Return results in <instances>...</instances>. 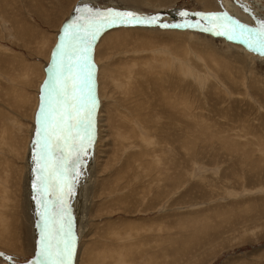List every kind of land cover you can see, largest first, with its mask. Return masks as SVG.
Masks as SVG:
<instances>
[{"label": "rangeland", "instance_id": "rangeland-1", "mask_svg": "<svg viewBox=\"0 0 264 264\" xmlns=\"http://www.w3.org/2000/svg\"><path fill=\"white\" fill-rule=\"evenodd\" d=\"M121 1L129 5V0ZM158 1L155 4L161 5L159 9L142 6L138 9V12H154L153 15L159 16L155 24L111 26L92 41L91 64L96 86L93 92L99 101L94 121L96 119L100 126L93 134L92 140L96 137L97 143L96 140L91 143L88 158H92L94 151L99 157L97 180L98 184L100 181L103 184L102 187L95 184V187L97 185L100 197L91 198L87 212L89 201L82 202L79 194L88 177L85 174L88 150L86 154H77L73 149L70 159L76 164L70 166L65 177L72 191L69 193L66 188L62 195L56 190L42 192L41 198L40 180L33 189L38 201L42 200L40 210L38 203L37 213L33 211L35 230H38L39 220L45 218L43 202L46 201L50 215L63 213L65 228L70 222L75 240L72 256L75 264H81L82 257L84 264H97L101 260L115 264H264V55L249 49L240 40L216 35L217 28L212 24L179 28L160 26L178 24L176 16L183 8L191 12L226 14L248 28L258 29L264 22V0ZM107 3V0H0V72L4 73L0 78V125H10L14 149L16 146L18 150L14 154V177L9 176L6 191L3 186L1 189L10 198L14 196V215L18 214V218L22 216L21 177L24 178L29 147H35L34 160L38 168L40 152L36 143L31 142L30 129L33 127L34 134L37 122L33 123V117L40 98L39 90L45 96L52 78L48 69L43 70L44 66L49 59H54L64 22L84 24L89 13L77 9L106 12L110 9ZM130 6L131 3L128 9L137 11L135 5ZM140 30L153 33L149 37L137 36ZM125 38L129 39V45L122 41ZM202 39L214 41L224 54L235 51L243 55L254 68L245 67L248 64L245 60L237 62L232 53L228 54L231 57H220V61L215 62L212 49L203 44ZM99 52L102 55L97 57ZM134 52L141 61L128 65L130 76L127 77L131 80L127 91L140 84L144 92H138L139 96L129 93L128 97L122 87L115 92L113 86L121 75L120 69L114 70L111 79L107 76L109 68L123 57L122 53L133 56ZM51 62L49 70L54 73L55 60ZM223 62L229 70L220 66ZM8 73H14L11 102L2 98L10 86ZM157 77L167 78L170 86L165 83L164 91L176 89L178 92L174 93L183 98L153 100L157 90L152 84ZM22 89L24 95L19 94ZM118 100L126 108L136 109L125 117L126 122L117 117L114 109ZM4 102L12 106L14 114L5 108ZM131 103L135 105L133 108L128 107ZM125 107L121 111H126ZM7 113L14 117V123L8 121ZM117 120L122 127H118ZM102 121L112 123L107 132H103ZM136 122L141 125L138 130L143 131L133 128ZM8 136L10 139L5 141ZM11 136L3 133L0 144L11 143ZM164 140L171 141V145H165ZM156 142L161 143L160 149H155ZM84 143L87 144L86 139ZM59 155L57 153L55 158ZM38 173L40 176V170ZM133 191L129 200L117 202L119 195L127 196ZM60 195H65L66 207L58 202ZM109 203L114 204L110 207ZM75 223L77 235L73 234ZM17 224L18 221L14 224V232ZM5 229L3 226L0 232ZM83 229L78 242L79 231ZM20 230L19 225L14 242L0 238V253L3 254H0V264H36L38 261L35 255L26 254L27 242ZM44 231V226L40 225V238ZM137 235L140 242L134 238ZM92 241H98V247L93 253L84 254ZM102 244L107 246L106 251Z\"/></svg>", "mask_w": 264, "mask_h": 264}, {"label": "snow or ice", "instance_id": "snow-or-ice-1", "mask_svg": "<svg viewBox=\"0 0 264 264\" xmlns=\"http://www.w3.org/2000/svg\"><path fill=\"white\" fill-rule=\"evenodd\" d=\"M247 11V9H245ZM89 16L84 24L73 22L64 29L60 44L54 53V74L46 86V95L42 96L37 116L36 146L40 155L37 167L41 175L42 190L45 193L56 190L61 194L71 191L65 179L70 166L76 161L70 159L71 152L64 156L65 149L72 148L77 154L85 152L91 145L94 129V112L97 106L93 94V66L89 60V51L99 33L114 25L155 24L157 17H142L132 12L108 10L95 12L91 9H77ZM181 16L187 13L181 12ZM202 19L213 23L218 30L216 35L226 36L228 40H240L249 49L264 55V22L258 29L246 27L226 14L206 16ZM164 28L193 27L191 24H161ZM209 29H205L208 31ZM85 139L87 144L84 143ZM79 141L76 144L75 141ZM61 153L60 160L55 153ZM78 174V173H77ZM61 203V197L57 198ZM44 203V235L41 241V260L36 264H71L74 252V237L70 222L65 228L62 213L49 214L47 202Z\"/></svg>", "mask_w": 264, "mask_h": 264}, {"label": "bare ground", "instance_id": "bare-ground-1", "mask_svg": "<svg viewBox=\"0 0 264 264\" xmlns=\"http://www.w3.org/2000/svg\"><path fill=\"white\" fill-rule=\"evenodd\" d=\"M108 1V3H107V6L108 7H110V9H113V7H116V8H118V7H120V8H122L123 7V9H125V8H128L129 7V5H130V3H131V6L130 7H134L133 5H135L136 7H134V8H137V11H138V9H142L140 6H142V7H145V8H151L152 10H155V9H159L160 7H161V5H156L155 3L158 1V0H129L128 2H127V4H129V5H126V4H122V2L123 1H121L120 2V0H107ZM171 1V0H170ZM177 1V0H176ZM203 1V0H202ZM163 2H169V1H167V0H160V2L158 1V3H163ZM209 2H210V0H209ZM166 3H165V5H166ZM175 3V2H174ZM173 3V4H174ZM83 4V3H82ZM80 5V6H82V7H84L83 5ZM133 4V5H132ZM119 5V6H118ZM121 5V6H120ZM170 5V4H169ZM209 5V4H208ZM79 6V5H78ZM162 6H163V4H162ZM207 7H209V6H207ZM211 8V7H210ZM107 9H109V8H107ZM109 9V10H110ZM136 10V9H135ZM141 12V11H140ZM176 16V15H175ZM153 32H148V31H142V30H140V31H138L137 32V36L138 35H140V36H145V37H149L150 36V34H152ZM174 33V32H173ZM167 35V34H166ZM180 35V34H179ZM139 36V37H140ZM192 40H193V37H190ZM143 40L144 38H140L139 40ZM123 42H127V44L129 45L130 44V41H129V39L128 38H125V39H123L122 40ZM146 42V41H145ZM181 42V41H180ZM180 42H178V43H180ZM200 42H201V40H200ZM202 43L203 44H205L207 47H210L211 49H212V59H215V62H219L220 61V59L222 58V57H231L232 55H228L229 53H232L233 54V57H235L236 58V61L237 62H240V61H242L241 63H243V61L245 60V62H248V64L246 65H244L245 67H252V68H254V66H253V63L252 62H250L246 57H244L243 55H241V54H239V53H237V52H235V51H226L225 52V54L223 53V52H221L220 51V49L219 48H216V45L214 44V41H212V40H210V39H202ZM147 44H150V43H147ZM152 44V43H151ZM181 44H183L182 42H181ZM118 45V44H117ZM221 45V44H220ZM220 45L218 46V47H220ZM93 46V45H92ZM121 46H123V45H121ZM191 46V45H190ZM116 47H119V46H116ZM128 46H126V48H127ZM222 48H223V46H222ZM190 49V48H189ZM55 51V50H54ZM56 52V51H55ZM131 53V52H130ZM200 53H202V51L200 52ZM204 54H205V52H203ZM99 55L97 56V57H100L101 55H102V52H99L98 53ZM132 54V53H131ZM134 54L135 55H133V56H128V55H125V54H123L122 53V55H123V57H120V58H118V60L115 62V61H111V62H115V64H113L110 68H109V70H110V73L108 74V78L109 79H111V76H114L113 74H114V70L116 69V68H119L120 69V74L121 75H119L118 77V79H116V81H118V82H116V83H111V84H113V86H114V88H115V92L116 91H118L121 87L124 89V94H126V96H128L129 97V93L130 94H135L136 96L138 95L139 96V93L138 92H144V88H143V90L141 89L142 88V86L139 84V85H136L135 86V88H132L129 92L127 91V88L130 86V80H131V77H127V76H130V74H129V71H128V65L129 64H132V63H134L135 61H141V57H138L137 56V52H134ZM130 55V54H129ZM116 57V56H115ZM221 57V58H220ZM1 59V58H0ZM52 60H54L53 59V57L51 58ZM51 59H49V62H50V65H49V62L47 61V63H46V65L44 66V71L46 70V69H48V75L50 76V77H52L53 76V70H49V69H51ZM93 58H92V54H91V52L89 51V60H90V62L92 63V60ZM234 59V58H233ZM228 60H229V58H228ZM227 60V58L225 59V61L226 62H229ZM0 62H2L1 60H0ZM103 62V61H102ZM106 62V61H105ZM232 62H234V61H232ZM104 64V63H103ZM14 65H16V64H14ZM109 65V64H108ZM219 65V64H218ZM242 65V64H241ZM110 66V65H109ZM220 66L221 67H223V68H226L227 70H229L230 68L228 67V66H226L225 64H224V62H223V64H220ZM104 67V66H103ZM126 67V68H125ZM5 69H7L6 67H4ZM3 68V69H4ZM27 68V67H26ZM124 69H125V71H124ZM251 69V68H250ZM256 69H258V68H256ZM42 70V71H43ZM124 71V73H123V76H122V72ZM104 72L105 71H103V74H104ZM7 73V72H6ZM189 75H191V73H189ZM8 76L10 77V80H9V78H7L8 79V81L10 82V86H8L6 89V92H4L3 93V95H2V98H3V101L5 100L6 102L7 101H12V96L14 95V73H13V75L12 74H9L8 73ZM201 76V75H200ZM1 77H4V73H1L0 72V78ZM26 77V76H25ZM199 78H201V77H199ZM128 81H127V80ZM126 80V81H125ZM156 80V79H155ZM114 82V81H113ZM120 82V83H119ZM165 83H167L168 84V81H167V78H162V79H159L158 77H157V80L152 84L153 85V87L155 88V90H157V91H154V94H153V100H155V101H157V98L158 99H160V100H164V99H173V101H176V98L177 97H179V98H183V97H180L177 93H174V91L175 92H178V91H176V89L174 90V88H173V90L174 91H172V90H170V91H164V89H163V85H166ZM186 83H188V82H186ZM105 84V83H104ZM120 85V86H119ZM169 85V84H168ZM167 85V86H168ZM173 85H175V84H173ZM173 85H172V87H173ZM179 85V84H178ZM170 86V85H169ZM41 87H42V85H41ZM178 86L176 85V88H177ZM16 88H17V86H16ZM20 88V87H19ZM104 88H107V86H105ZM165 88V87H164ZM102 89V88H101ZM100 89V90H101ZM172 89V88H171ZM184 89V88H183ZM43 90V89H42ZM96 90V86L95 85H93V91H95ZM106 89H104V91H105ZM178 90V89H177ZM46 91V90H45ZM131 91H134V92H131ZM103 92V91H102ZM101 92V93H102ZM142 92V93H143ZM161 92V93H160ZM114 93V92H113ZM20 95H24V89H22V93H19ZM43 94V93H42ZM42 94H41V90H39V96H40V98H42ZM93 94H94V96H95V98H96V93H94L93 92ZM123 94V95H124ZM146 95V94H145ZM31 97V96H30ZM100 97H101V95H100ZM40 98H39V102H38V105H37V108H35L36 110V112H35V114H34V117H33V123H35L36 124V122H37V116H38V113H39V109H40V104H41V100H40ZM130 98H132V97H130ZM15 99V98H14ZM125 100H126V98H125ZM132 100V99H131ZM127 101V100H126ZM125 101V102H126ZM130 101V100H129ZM128 101V102H129ZM96 102H97V106L96 107H98V104H99V101H98V99L96 98ZM118 103H121L119 100L117 101ZM116 102V104H114L115 106H114V109H115V111L117 112L116 114H117V117L119 118V119H124L123 121L124 122H126L125 121V117L126 116H128V115H130L131 114V112L132 111H136V109L134 110V108L132 107V106H135V105H133L132 103H131V105H129L128 107H132L133 109L131 110V109H129V108H126L124 105H123V102L121 103V104H118ZM127 102V103H128ZM167 103L169 102V101H166ZM5 103V102H4ZM6 104V103H5ZM7 105V104H6ZM161 104H159V106H160ZM36 107V106H35ZM123 107H125V110L126 111H121L122 109H123ZM5 108H7L9 111H10V113H11V115L12 114H14V110H13V108H12V106L10 105V104H8ZM22 111V110H21ZM10 113L6 116V117H8V121H13V123H14V117H10ZM31 113V112H30ZM29 114V113H28ZM162 114H164V112H162ZM27 115V114H26ZM14 116V115H13ZM21 117V116H20ZM97 117V116H96ZM131 117V116H130ZM3 120H5L4 119V113H3V118H2ZM140 120H141V118H140ZM1 122H3V121H1ZM21 122V121H20ZM23 122V121H22ZM24 123V122H23ZM99 122H97L96 121V119H95V121H94V129H93V134L95 135V132L97 131V128H98V130H99V124H98ZM101 123H103V124H101L102 125V127L103 128H105L104 130H103V132H107L108 131V129H110V126H111V122H105V121H102ZM116 123H118L119 125H118V127H122L121 126V124L119 123V120H117V122ZM124 124V123H123ZM16 125V124H15ZM33 126V125H32ZM8 127V128H7ZM37 127H38V125H37ZM37 127L35 128V131H34V134H33V127L31 128V126H30V138H31V142H34V143H36V140H37V136H36V130H37ZM133 128H136L137 130L138 129H141V125H140V123H138V122H136L134 125H133ZM132 128V129H133ZM9 129H10V125H8V124H3V125H0V136L3 134V133H5V134H9L10 136H11V134H10V131H9ZM12 130H14V129H12ZM139 132H141V131H143V130H138ZM178 131V130H177ZM12 132V131H11ZM97 133V132H96ZM109 133V132H108ZM98 134H99V132H98ZM191 134V133H190ZM177 135V134H176ZM29 138V137H28ZM187 138V137H186ZM10 138H9V136H8V138L5 140V141H8ZM102 139V138H101ZM170 140H171V138H169ZM184 139V138H183ZM20 140H21V138H20ZM30 140V139H29ZM96 140V137L94 138V140H92V144H93V142ZM109 141H111V140H109ZM105 142V141H104ZM165 142V145H168V146H170L171 145V141H163V143ZM1 143H2V141H1ZM18 143V142H17ZM96 143H97V140H96ZM30 144V143H29ZM160 144L161 143H157L156 142V148L155 149H160L161 147H160ZM95 145V144H94ZM92 146V145H91ZM27 147H28V145H27ZM95 147V146H94ZM33 148H34V150H33ZM89 148H90V146L89 147H87L86 148V150H88L87 151V154H86V152H85V154H86V161H85V163L87 164V167L85 166V171H86V173L85 174H87L88 175V177L86 176V178H85V184H84V186H83V190H82V192L79 194V196L80 197H82V202H83V200H87V201H89L88 202V207H87V212L89 211V204H90V201H91V198L93 197V200L94 199H97L98 197H100V194L97 192V185H98V187H102V184H103V181H102V183H100L99 182V184H98V180H97V177L99 178V173L97 172V170H98V168H99V166H98V160H99V157H98V154H95V151H94V154H92V158L89 160V158H88V153H89V151H91V150H89ZM185 148V147H184ZM20 149V148H19ZM28 150V152L26 153L27 155H25L26 156V159H25V164L27 165V166H25V171H24V178H22L21 177V180L23 179V202H22V200H21V203H22V210L20 211L19 209V211H20V214L22 215L20 218H18V214H16V215H14V196H13V198H10L9 197V194L8 193H6V194H3L4 192H3V190H5L6 191V189H7V187L5 186L6 184H7V181L9 180V176L11 177V178H13L14 177V154L18 151L17 150V148H16V146H15V149H14V137H12L11 136V143H9V144H0V228H2L3 226H6V229L1 233L0 232V238H4V239H10V240H13V242H14V237L16 236V234H15V232L16 233H19V225H20V228H21V230H20V233L22 234V237H23V240L24 241H26L27 242V244H26V248H24V244H23V248H24V250H26V254H28V255H30V256H36L37 257V259L38 260H41V257H40V255H39V253H40V250H41V241H42V238H40L41 236V234H40V225L41 226H44V219H41V220H39V223L35 220V222H37L38 223V230L36 231L35 230V226L36 225H34V212L33 211H35L36 210V205L38 204V203H40V204H38V205H40L39 206V208H38V211L40 210V207H41V204H42V200L40 199L39 201H38V196L37 197H35L36 196V194L34 195V193L35 192H33V189H34V187L36 186V185H38L39 184V180L37 179V177L39 176V173H38V170H40L39 168H36V162H35V160H34V158H35V154H34V151H35V147H32V148H27ZM36 149H37V146H36ZM91 149H93V148H91ZM17 150V151H16ZM32 150H33V152H32ZM134 150V149H133ZM152 150H154V149H152ZM69 152H73L74 153V151H73V149L72 148H68V149H65V151H64V153H63V155L64 156H68V154H69ZM37 153V152H36ZM57 153H60L59 151H57L56 153H55V155L57 154ZM57 157V156H56ZM19 158V157H18ZM58 158H61V155H59V157ZM17 159V158H16ZM58 160H60V159H58ZM77 160V159H76ZM35 162V163H34ZM156 162H157V160H156ZM88 164H90V165H88ZM158 164V163H157ZM93 165H94V168H93ZM23 166V167H24ZM37 169V171H36V169ZM18 171V170H17ZM15 172H16V170H15ZM19 172V171H18ZM79 172V171H78ZM21 174V173H20ZM80 177V176H79ZM83 179V178H82ZM79 181H80V179H79ZM78 181V182H79ZM95 184H97L96 185V187H95ZM133 184V183H132ZM14 185H15V183H14V181H12V186H13V188H14ZM22 185V184H21ZM20 185V186H21ZM109 185V184H108ZM1 186H3L4 187V189L2 190L1 189ZM82 186V185H81ZM6 187V188H5ZM39 187V186H38ZM37 188V187H36ZM156 188H159V186H156ZM35 191V190H34ZM36 191H37V189H36ZM72 191V190H71ZM74 191V190H73ZM38 192H40V191H38ZM42 192H43V190L41 189V198H42ZM127 192V191H126ZM161 192V191H160ZM37 193V192H36ZM10 194H12V193H10ZM18 194V193H17ZM38 194H40V193H38ZM134 194V191H133V193H130V194H128L127 196H121V195H119V196H121V198H118L117 197V202H121V201H124V200H129L130 198H131V196ZM13 195V194H12ZM58 197H61V195L60 196H57V198ZM15 198H17V197H15ZM52 198V197H51ZM62 198V197H61ZM101 198H103V197H101ZM58 200V199H57ZM65 195H63V203H65ZM58 202H59V200H58ZM57 202V203H58ZM57 203L55 204L56 205V207H58V205H57ZM77 204L79 205V201H77ZM114 203H109L108 204V206H112ZM6 205V206H5ZM20 207H21V204H20ZM55 207V208H56ZM65 207H66V204H65ZM98 207L100 208V206L98 205ZM49 208V207H48ZM154 208H156V207H153V209ZM33 209V210H32ZM35 209V210H34ZM150 209V208H149ZM54 210V209H53ZM151 210V209H150ZM44 211V210H43ZM96 211V210H95ZM139 211V210H138ZM104 212V211H103ZM154 212V211H153ZM36 213H37V210H36ZM59 213H60V211H59ZM107 213V212H106ZM39 214V213H38ZM63 214V213H62ZM101 214V213H100ZM41 215V214H40ZM39 215V216H40ZM53 216H54V214H52ZM104 218V217H103ZM109 218H111V217H109ZM18 219V220H17ZM106 219V218H105ZM16 221H18V224H17V227L15 228V232H14V224H15V222ZM87 225V224H86ZM85 226V225H84ZM86 228H87V226H86ZM90 230V229H89ZM92 230V229H91ZM83 231H85L84 229L83 230H80L79 231V234H80V236H79V239H77V241L78 240H80V238L82 237V233H83ZM43 234V233H42ZM15 235V236H14ZM44 235V234H43ZM42 235V236H43ZM134 237V236H133ZM126 238H129V237H126ZM134 238H136V240L138 241V242H140L139 241V235H137V237H134ZM91 239V238H90ZM92 240V239H91ZM142 241V240H141ZM79 242V241H78ZM145 243V242H144ZM96 244H98V241H92V243H90V245L89 246H87L86 247V250H85V252H84V254H89V253H93L92 251H94L98 246H96ZM145 245H146V243H145ZM101 247H104L105 248V251H106V249H107V246H105V245H103L102 244V246ZM14 248H15V246H14ZM18 247H16L15 249H17ZM76 249H77V247H76ZM87 251V252H86ZM90 251V252H89ZM81 252V251H80ZM1 254V253H0ZM74 254V253H73ZM145 254H147L146 252L144 253V255ZM1 255H3V254H1ZM75 256V255H74ZM79 256H80V254H79ZM1 257V256H0ZM3 257V256H2ZM3 258H6V257H3ZM8 258V257H7ZM73 260V259H72ZM82 261H83V257L81 258V260H80V262H81V264H84V263H82ZM14 262H16V260H14ZM73 263V262H72ZM5 264V263H4ZM41 264H43V262L41 261ZM80 264V263H79ZM97 264H115V263H111V262H105L104 260H101L99 263H97Z\"/></svg>", "mask_w": 264, "mask_h": 264}, {"label": "water", "instance_id": "water-1", "mask_svg": "<svg viewBox=\"0 0 264 264\" xmlns=\"http://www.w3.org/2000/svg\"><path fill=\"white\" fill-rule=\"evenodd\" d=\"M74 21H70L69 23H68V25L69 24H71V23H73ZM75 22H77V21H75ZM67 25V26H68ZM65 29V28H64ZM63 34H64V30H62V34H61V36H60V40H61V37L63 36ZM59 154H61V153H59ZM57 160H58V158H56ZM56 191L58 192L59 191V189L57 188L56 189ZM60 194H61V192H60ZM62 195V194H61ZM62 200H63V197H62ZM65 200H66V197H65ZM52 201H53V194H52ZM67 202H65L64 204H66ZM52 205H53V202H52Z\"/></svg>", "mask_w": 264, "mask_h": 264}]
</instances>
